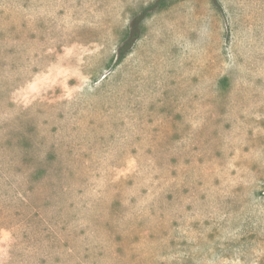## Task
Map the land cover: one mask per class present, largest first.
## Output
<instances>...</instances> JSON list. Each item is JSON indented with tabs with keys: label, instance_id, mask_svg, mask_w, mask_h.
<instances>
[{
	"label": "rangeland",
	"instance_id": "1",
	"mask_svg": "<svg viewBox=\"0 0 264 264\" xmlns=\"http://www.w3.org/2000/svg\"><path fill=\"white\" fill-rule=\"evenodd\" d=\"M0 0V264H264V0Z\"/></svg>",
	"mask_w": 264,
	"mask_h": 264
},
{
	"label": "trees",
	"instance_id": "2",
	"mask_svg": "<svg viewBox=\"0 0 264 264\" xmlns=\"http://www.w3.org/2000/svg\"><path fill=\"white\" fill-rule=\"evenodd\" d=\"M168 0H155L152 3L146 5L141 12L134 17L132 20L130 31L128 33V36L126 40L123 42V44L119 47L118 52V59H121L125 53L128 51L131 43H133L140 35V23L141 21L150 13L153 11H156L157 9L162 8L166 5ZM214 4H218L217 0H212Z\"/></svg>",
	"mask_w": 264,
	"mask_h": 264
}]
</instances>
